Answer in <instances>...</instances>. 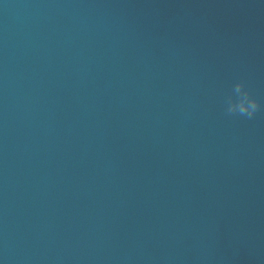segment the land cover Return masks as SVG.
I'll return each mask as SVG.
<instances>
[{
  "label": "water",
  "instance_id": "95a60500",
  "mask_svg": "<svg viewBox=\"0 0 264 264\" xmlns=\"http://www.w3.org/2000/svg\"><path fill=\"white\" fill-rule=\"evenodd\" d=\"M0 264H264V0H0Z\"/></svg>",
  "mask_w": 264,
  "mask_h": 264
},
{
  "label": "clouds",
  "instance_id": "9594fccd",
  "mask_svg": "<svg viewBox=\"0 0 264 264\" xmlns=\"http://www.w3.org/2000/svg\"><path fill=\"white\" fill-rule=\"evenodd\" d=\"M225 112L229 116H243L252 119L261 110V104L253 98L244 82L235 83L232 93L225 100Z\"/></svg>",
  "mask_w": 264,
  "mask_h": 264
}]
</instances>
